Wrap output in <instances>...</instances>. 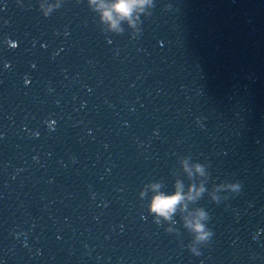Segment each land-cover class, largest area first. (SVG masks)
<instances>
[{
  "label": "water",
  "instance_id": "1",
  "mask_svg": "<svg viewBox=\"0 0 264 264\" xmlns=\"http://www.w3.org/2000/svg\"><path fill=\"white\" fill-rule=\"evenodd\" d=\"M201 94L226 264H264V0H195Z\"/></svg>",
  "mask_w": 264,
  "mask_h": 264
},
{
  "label": "clouds",
  "instance_id": "2",
  "mask_svg": "<svg viewBox=\"0 0 264 264\" xmlns=\"http://www.w3.org/2000/svg\"><path fill=\"white\" fill-rule=\"evenodd\" d=\"M63 0H36V4L40 14L43 17H48L55 10L62 7ZM90 10L98 14L100 24L105 25L109 32H122L121 22L126 21L129 27L138 31V25L141 22L143 14H148V10L152 8L154 0H87ZM0 6H2V0H0ZM64 35L67 36L68 32L65 31ZM112 43L111 39L107 41ZM2 44H6L9 47L15 48L18 46L16 40L10 38L0 41ZM33 41V46H35ZM42 48H46L48 45L46 42H41ZM62 49H57L52 53L53 58L59 54ZM11 66L10 61H3L0 70L8 69ZM36 67L35 62L31 65ZM31 81L30 76L26 73L23 78L24 85H29ZM48 92H53L54 89L49 86ZM59 103V100L56 101ZM83 106V105H82ZM127 122H125L126 124ZM44 124L49 131H54L57 126L55 119H45ZM91 129L88 130L89 134ZM33 136L39 137L40 132L35 131ZM4 136L3 132H0V139ZM143 144L140 142L138 147ZM107 147V145H105ZM33 160L39 161L38 156H33ZM72 162L76 161V157H71ZM180 164L183 171L188 176L190 183L186 186L182 179H177L174 182L173 190L171 192L162 191L163 185L159 181H151L145 184L139 191L138 196L141 200L148 197V193L151 192L150 198L147 199L145 205L147 216H150L152 222L158 226H162L164 232L169 234L179 235L180 228L176 227L179 223L176 219L177 213L181 214V220L183 221L182 227L192 233V243L187 245L181 244V247H187L188 251L196 257L203 254L202 249L198 245H208L212 241L215 232L210 226L211 213L204 207L190 208V204L198 201L206 192H209L207 186L208 172L205 165L199 161H193L190 157L185 156L181 159ZM242 189L240 182L232 181L227 184H216L213 190L209 193L211 200L214 203L220 202L221 191L239 192ZM123 189H121L122 191ZM95 196V193H92ZM144 213L141 214L142 219H147ZM264 232V229H257L253 235V239ZM17 237L23 235V233H15ZM59 238V237H58ZM25 246L27 242L25 241ZM37 255L41 254L37 249ZM0 264H5V261L0 258ZM203 264V261H201Z\"/></svg>",
  "mask_w": 264,
  "mask_h": 264
}]
</instances>
